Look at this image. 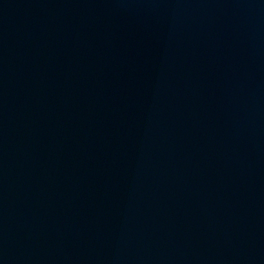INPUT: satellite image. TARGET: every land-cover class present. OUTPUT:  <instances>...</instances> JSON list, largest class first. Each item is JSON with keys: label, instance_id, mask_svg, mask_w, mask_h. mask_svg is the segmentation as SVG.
Here are the masks:
<instances>
[{"label": "water", "instance_id": "95a60500", "mask_svg": "<svg viewBox=\"0 0 264 264\" xmlns=\"http://www.w3.org/2000/svg\"><path fill=\"white\" fill-rule=\"evenodd\" d=\"M0 264H264V0H0Z\"/></svg>", "mask_w": 264, "mask_h": 264}]
</instances>
